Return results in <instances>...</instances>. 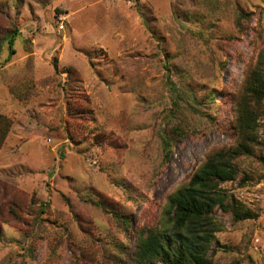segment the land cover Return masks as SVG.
I'll use <instances>...</instances> for the list:
<instances>
[{
	"label": "rangeland",
	"instance_id": "374dc122",
	"mask_svg": "<svg viewBox=\"0 0 264 264\" xmlns=\"http://www.w3.org/2000/svg\"><path fill=\"white\" fill-rule=\"evenodd\" d=\"M256 68L264 0H0V264H140ZM253 150L223 186L257 216L216 209L214 264H264V117Z\"/></svg>",
	"mask_w": 264,
	"mask_h": 264
},
{
	"label": "trees",
	"instance_id": "16d2710c",
	"mask_svg": "<svg viewBox=\"0 0 264 264\" xmlns=\"http://www.w3.org/2000/svg\"><path fill=\"white\" fill-rule=\"evenodd\" d=\"M14 38H9V57L14 52ZM171 88L174 92L178 89L176 83ZM235 107L237 143L209 153L191 179L168 196L162 227L142 231L139 235L133 256L140 264L157 261L162 264H214L209 252L215 233L221 229L215 217L216 209L232 211L236 222L254 218L255 214L244 209L223 185L238 178L241 171L237 159L253 155L259 121L264 117V68L253 69L246 77ZM12 127L13 120L0 114V147L5 144ZM171 140L168 135L163 138L166 160L172 151ZM250 178L248 174L243 175L240 185ZM100 205L107 206L104 202ZM113 210L110 212L118 216Z\"/></svg>",
	"mask_w": 264,
	"mask_h": 264
}]
</instances>
